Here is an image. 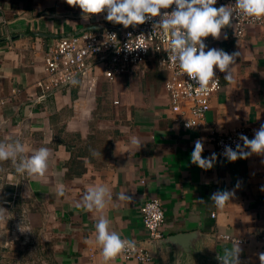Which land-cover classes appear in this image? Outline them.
<instances>
[{
  "label": "crops",
  "instance_id": "obj_1",
  "mask_svg": "<svg viewBox=\"0 0 264 264\" xmlns=\"http://www.w3.org/2000/svg\"><path fill=\"white\" fill-rule=\"evenodd\" d=\"M94 17L99 18L73 19L59 0H0V99L13 97L15 89L21 92L1 109L0 142L19 141L26 156L41 147L52 154L41 179L18 174L11 160L0 161V207L19 211L27 223V243H20L27 263L105 264L95 242L99 213L77 205L90 188L106 186L112 195L104 209L110 230L148 248L154 260L146 264H218V257L237 245L218 238L225 233L249 242L239 244L240 264H261L264 154L235 162L217 157L209 170L192 164L190 155L197 140L207 158L216 153L215 133L245 128L252 139L264 125V28L249 27L237 37L232 25L221 30L219 39L206 37V51L240 55L232 82L221 72V90L198 129L186 130L173 120L166 92L169 74L153 56L143 68L112 82L99 66L96 98L89 105L80 106L78 83L30 105L29 94L46 76L45 52L56 38L105 25L91 22ZM22 120L31 124L28 133L16 129ZM133 136L141 142L139 149L130 143ZM58 184L64 195L56 194ZM218 190L234 193L222 209L210 201ZM122 193L129 199H118ZM150 198L160 199L165 211L168 239L158 245L147 243L140 212Z\"/></svg>",
  "mask_w": 264,
  "mask_h": 264
},
{
  "label": "clouds",
  "instance_id": "obj_2",
  "mask_svg": "<svg viewBox=\"0 0 264 264\" xmlns=\"http://www.w3.org/2000/svg\"><path fill=\"white\" fill-rule=\"evenodd\" d=\"M71 6H78L82 10V18L88 20L92 15L102 12L107 13L105 19L124 28L144 24L146 20L159 16L160 19L153 25L159 29L162 38L167 44L168 58L178 64L182 74L195 81L197 91L206 93L209 87H217L219 78L215 76L214 66L220 72L226 73L224 79L233 81L232 67L235 65L239 52L228 53L223 49L210 48L207 51L203 38L212 36L219 39L221 30L232 26V18L243 16L250 20L264 18V0H236L234 5L214 7L217 0H66ZM175 8L171 12L161 14V9ZM130 35V34H129ZM111 42H117L115 33L109 35ZM226 38V37H225ZM137 49V48H136ZM146 49V48H144ZM73 84L77 81L72 80ZM187 127H192L188 121ZM243 147L236 145L235 150L231 146H225L223 155L230 162L238 159H246L251 154H264V125H261L252 139L241 135ZM130 143L138 149L140 140L133 136ZM248 149L250 151H245ZM24 146L19 142H0V161L11 160L18 174H27L34 179L45 176L51 157V151L47 147L33 150L30 155H24ZM204 144L197 140L194 150L191 152L190 161L201 169L213 168L217 159L216 153L210 157H203ZM57 195H64V186L57 185ZM234 193L227 190H218L211 194L210 201L215 207L222 209L230 201ZM112 199L110 190L106 186L90 188L83 196V207L88 211L99 213L95 223V242L101 247V255L105 264L113 260L126 249H133L134 242L121 239L119 233L110 230V221L104 214L107 203ZM118 199H129L124 193L118 194ZM203 202V201H202ZM0 207V219L3 212ZM20 230L23 232L20 228ZM224 239L230 237L225 233ZM241 249L239 244L231 250H225L222 257H218L221 264H240ZM261 264H264V253L259 254Z\"/></svg>",
  "mask_w": 264,
  "mask_h": 264
},
{
  "label": "built area",
  "instance_id": "obj_3",
  "mask_svg": "<svg viewBox=\"0 0 264 264\" xmlns=\"http://www.w3.org/2000/svg\"><path fill=\"white\" fill-rule=\"evenodd\" d=\"M235 2L236 0H217L215 7L234 5ZM174 8L175 5L169 9H161V14L171 12ZM159 19V16L152 17L146 20L144 24L129 26L128 28L116 27L108 23L104 25L107 27L103 29L79 30L73 34L56 38L50 49L45 52L44 70L46 76L37 81L36 88L38 90L36 93L29 94L30 105L43 104L49 95L58 90L69 89L74 85L72 80L79 84V97L82 101L79 100L80 106L89 105L96 98L99 84L97 69L99 66H103L102 75L112 82L131 69L143 68L153 56L158 58L159 67L169 74L166 92L173 120L186 130L200 128L210 110L213 95L221 90L222 74L214 69L215 76L219 78L218 86L215 88L210 86L206 93L197 91L195 81L191 80L187 74H182L178 64L168 58V46L162 38L160 30L153 27ZM232 25L237 37H242L249 27L264 28V18L250 20L234 14ZM112 33L117 36L115 43L111 42L109 37ZM203 41L207 48L209 41L206 38H203ZM20 93V90L15 89L13 97L0 99V112L5 105L13 100L12 98H17ZM188 121L192 123V127L186 126ZM30 127L31 124H27L25 120L16 124L17 130L27 133ZM241 135L249 138L250 133L247 129L241 128L229 133H215L211 137L219 160H226L223 155L225 146H231L234 150L237 144L243 147V141L239 139ZM142 184H145V181H142ZM140 212L143 225L149 234L147 243L163 239L165 237V211L162 201L158 198H150L141 206ZM223 235H218V238L236 244L249 243L246 239H239L231 235H228L229 239H224ZM134 244L133 249H126L111 261L144 264L153 262L154 255L148 248L142 243L134 242ZM260 253H264V246L261 247ZM95 257L97 254L92 251L91 258L94 259ZM217 262L221 264L219 259Z\"/></svg>",
  "mask_w": 264,
  "mask_h": 264
},
{
  "label": "rangeland",
  "instance_id": "obj_4",
  "mask_svg": "<svg viewBox=\"0 0 264 264\" xmlns=\"http://www.w3.org/2000/svg\"><path fill=\"white\" fill-rule=\"evenodd\" d=\"M60 1L62 7H64V13L73 19L82 16V10L78 6H71L66 0H59V3ZM94 15L99 16V18L94 17V20H91V22L109 23L105 19L107 15L106 11ZM6 208L7 206L5 207L6 211L3 212V218L0 219V264H28L27 250L23 246L24 242L27 243V223H24V219L19 211L11 210L10 212ZM20 228L24 231L22 232ZM20 243H23V245Z\"/></svg>",
  "mask_w": 264,
  "mask_h": 264
},
{
  "label": "water",
  "instance_id": "obj_5",
  "mask_svg": "<svg viewBox=\"0 0 264 264\" xmlns=\"http://www.w3.org/2000/svg\"><path fill=\"white\" fill-rule=\"evenodd\" d=\"M107 26L104 25H97V26H92V27H88L87 29H82V30H99V29H103L106 28ZM109 27V26H108ZM168 238L164 237L163 239L159 240V241H149L148 244L149 245H158V244H162L165 243L167 241ZM174 241V240H173Z\"/></svg>",
  "mask_w": 264,
  "mask_h": 264
}]
</instances>
